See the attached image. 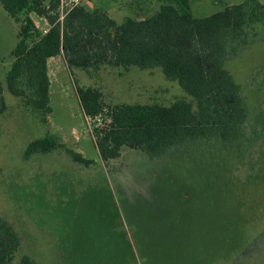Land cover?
Instances as JSON below:
<instances>
[{
  "label": "rangeland",
  "instance_id": "obj_1",
  "mask_svg": "<svg viewBox=\"0 0 264 264\" xmlns=\"http://www.w3.org/2000/svg\"><path fill=\"white\" fill-rule=\"evenodd\" d=\"M171 0H83L118 23L143 18ZM200 18L245 0H189ZM264 5V0H258ZM39 31L46 19L29 14ZM230 56L226 68L248 109L243 136L229 154L195 143L158 157L124 147L102 161L93 125L76 85L96 86L106 105L195 103L159 67L69 68L48 60L46 126L8 92L5 74L18 24L0 4V78L7 109L0 115V215L21 239L20 255L36 264H264V30ZM92 123V122H91ZM90 123V124H91ZM49 135L91 160H71L63 148L25 159L27 143Z\"/></svg>",
  "mask_w": 264,
  "mask_h": 264
},
{
  "label": "trees",
  "instance_id": "obj_2",
  "mask_svg": "<svg viewBox=\"0 0 264 264\" xmlns=\"http://www.w3.org/2000/svg\"><path fill=\"white\" fill-rule=\"evenodd\" d=\"M0 4L18 24L6 89L42 125H47L50 113L47 59L60 54L69 68L85 71L159 67L194 101L195 107L184 98L169 105H106L99 88L75 84L85 117L102 114L110 119L106 127L93 126L102 161L118 157L124 147L153 158L195 143L214 145L229 154L233 143H240L248 109L226 61L257 39L256 26L264 30V5L258 0L227 5L200 18L192 16L189 0H171L147 17L127 16L120 23L102 8L81 4L60 19V0H0ZM31 12L46 19V33L36 28ZM3 91L0 78V115L7 109ZM59 148L74 162L91 163L49 135L30 140L23 156L28 159ZM20 246L19 234L0 215V264H12ZM18 264L36 263L22 254Z\"/></svg>",
  "mask_w": 264,
  "mask_h": 264
},
{
  "label": "built area",
  "instance_id": "obj_3",
  "mask_svg": "<svg viewBox=\"0 0 264 264\" xmlns=\"http://www.w3.org/2000/svg\"><path fill=\"white\" fill-rule=\"evenodd\" d=\"M83 0H60V19H62L63 15L65 14V11L69 10L73 6H76L80 4ZM49 28V27H48ZM48 28L43 29L42 33H46ZM87 121H89V125L93 126H99V127H106L110 121L109 118H105L102 114H98L95 117H85Z\"/></svg>",
  "mask_w": 264,
  "mask_h": 264
},
{
  "label": "crops",
  "instance_id": "obj_4",
  "mask_svg": "<svg viewBox=\"0 0 264 264\" xmlns=\"http://www.w3.org/2000/svg\"><path fill=\"white\" fill-rule=\"evenodd\" d=\"M86 7V6H85ZM49 27V25L47 26V28ZM57 56H61L63 58V56L60 54V55H57ZM64 59V58H63ZM48 60L49 58L47 59V70H48ZM48 73V72H47Z\"/></svg>",
  "mask_w": 264,
  "mask_h": 264
}]
</instances>
